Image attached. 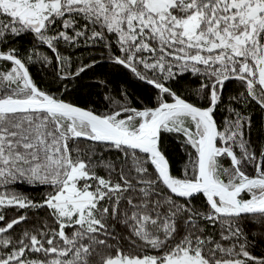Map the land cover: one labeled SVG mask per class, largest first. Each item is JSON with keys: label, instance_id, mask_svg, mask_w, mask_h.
I'll return each instance as SVG.
<instances>
[{"label": "snow or ice", "instance_id": "6c2138e0", "mask_svg": "<svg viewBox=\"0 0 264 264\" xmlns=\"http://www.w3.org/2000/svg\"><path fill=\"white\" fill-rule=\"evenodd\" d=\"M0 264H264V0H0Z\"/></svg>", "mask_w": 264, "mask_h": 264}, {"label": "trees", "instance_id": "16d2710c", "mask_svg": "<svg viewBox=\"0 0 264 264\" xmlns=\"http://www.w3.org/2000/svg\"><path fill=\"white\" fill-rule=\"evenodd\" d=\"M33 71H35V69H33ZM85 79L87 80V77Z\"/></svg>", "mask_w": 264, "mask_h": 264}]
</instances>
